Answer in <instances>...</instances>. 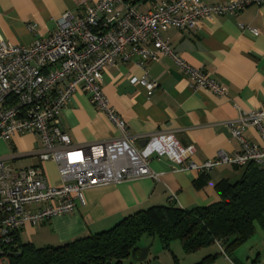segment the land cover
<instances>
[{"label":"built area","instance_id":"1","mask_svg":"<svg viewBox=\"0 0 264 264\" xmlns=\"http://www.w3.org/2000/svg\"><path fill=\"white\" fill-rule=\"evenodd\" d=\"M84 11L66 12L49 36L30 46H16L0 39V141L35 134L40 147L34 151L39 164L16 167L13 159L0 156V264L9 262L16 236L27 225L36 226L56 216L68 215L85 205V192L96 187L144 178L159 180L150 167L154 158H168L182 169L209 173L219 166L246 168L253 164L264 171V146L244 137L256 127L264 139V109L240 112L229 122L232 135L241 144L233 155L219 152L214 160L194 161L196 148L181 146L171 133L142 137L130 133L127 123L113 109L103 91V74L116 63H135L144 69L142 84L152 96L158 83L149 79L147 69L160 56H168L190 78L195 90H206L219 97L227 87L203 69L186 63L171 46L165 34L171 28L194 30L201 19L238 15L264 0H237L207 5L202 0H172L154 3L147 12L130 0L80 1ZM255 36L257 29L245 28ZM35 32V26L30 27ZM77 91L90 96L98 112L107 116L120 136L73 145L61 126V118ZM55 163L59 184L53 185L44 169ZM13 247V248H12Z\"/></svg>","mask_w":264,"mask_h":264},{"label":"crops","instance_id":"2","mask_svg":"<svg viewBox=\"0 0 264 264\" xmlns=\"http://www.w3.org/2000/svg\"><path fill=\"white\" fill-rule=\"evenodd\" d=\"M80 1L0 0V39L16 46H30L36 39L51 35L66 12L82 14ZM86 1L93 4L99 0ZM162 1L172 0H150L138 4L137 8L147 12L154 3ZM202 1L214 5L237 0ZM32 25L35 32L30 30ZM242 26L257 29L260 35L255 36ZM165 37L186 63L203 69L224 84L228 95L219 97L206 90L193 89L190 78L168 56H160L147 69L149 79L159 84L150 97L144 85L131 83L132 78H144V69L135 63L108 66L103 74V91L127 123L130 133L143 138L136 147L141 148L147 137L171 133L181 146H195L193 160L198 163L214 160L221 151L229 155L239 152L241 144L233 137L229 122L237 119L240 112L264 109V4L250 6L238 15L201 19L194 30L171 28ZM61 126L75 146L120 136V131L95 109L90 96L82 91H77L67 105ZM244 137L264 146V139L254 126L244 131ZM8 144L12 152L4 157L12 158L14 165L21 159H32L30 166L39 164L34 155L40 147L37 135H21ZM51 164L56 170L55 164ZM150 167L160 175L158 181L144 178L89 189L85 192V205L78 204L71 214L25 226L18 234L20 241L37 248L58 247L107 231L140 210L171 203L183 209L209 206L220 201L216 188L220 182L235 184L245 173L244 168L222 165L206 173V186L197 189L194 182L201 175L197 171L182 169L168 158H154ZM44 169L49 179L46 164ZM258 225L255 234L237 250H226L225 245L216 244L226 258H218L220 255L216 253L214 260L204 264H264L261 245L264 233H258ZM156 240L157 237H149L138 245L139 248L151 245L148 258ZM171 245L178 255L185 254L176 243ZM212 254L200 250L188 255L192 259L185 264H202ZM162 256V252L155 253L148 264H168Z\"/></svg>","mask_w":264,"mask_h":264},{"label":"trees","instance_id":"3","mask_svg":"<svg viewBox=\"0 0 264 264\" xmlns=\"http://www.w3.org/2000/svg\"><path fill=\"white\" fill-rule=\"evenodd\" d=\"M147 1L130 0L134 6ZM244 169L235 184L222 181L217 185L220 201L209 206L183 209L171 203L140 210L107 231L58 247L37 248L22 243L17 235L9 264H123L139 256L144 236L157 237L168 250L179 240L187 255L218 243L226 250L236 249L255 234L258 224L264 227V171L253 164ZM207 181L208 175L201 174L194 186L202 189ZM216 257L208 256L202 264ZM174 261L179 264L175 256Z\"/></svg>","mask_w":264,"mask_h":264},{"label":"rangeland","instance_id":"4","mask_svg":"<svg viewBox=\"0 0 264 264\" xmlns=\"http://www.w3.org/2000/svg\"><path fill=\"white\" fill-rule=\"evenodd\" d=\"M26 143H27V141H26ZM28 144H29V141H28ZM30 145V144H29ZM11 152H12V146L10 145V144H8L7 142H4V141H0V156L1 157H4V156H8L9 154H11ZM32 159H21V160H18L16 163H15V165H16V167H26V166H30L29 164H31L32 163V161H31ZM51 163H53V162H47L46 163V168H47V172H48V175H49V179H50V181H51V183L53 184V185H55V184H57L58 182H59V174H58V170H57V167H56V170H55V168L53 167V165L51 164ZM55 164V163H54ZM56 166V165H55ZM258 230H259V232L258 233H261V231L264 233V229L262 228V226L259 224L258 225ZM256 236V235H255ZM254 236V237H255ZM149 238V236H144L141 240H140V242H139V244H142L143 242H145L147 239ZM172 243H176L177 245H178V247H179V249H180V252L181 251H184L183 250V246H182V243H181V241H179V240H176V241H174V242H172ZM171 243V244H172ZM261 245H263L264 246V241H261ZM144 248H146V247H144ZM240 248V247H239ZM238 248V249H239ZM140 249H142V248H140ZM204 250H206L207 251V254H208V252H213V256H215V254L217 253L218 255H220V256H218V258H222V257H225L222 253H221V249H219L218 248V246L217 245H215V246H213V247H209V248H206V249H204ZM237 250V249H236ZM152 253H151V255H150V257L148 258V260L147 261H144V262H136L135 260H134V258L133 257H131V258H129V259H126L124 262H123V264H148V262L150 261L149 259H153L152 258V255H154L155 253H163V256L162 257H164V261H167L168 260V264H176V263H174V256H177V258H178V260L180 261V264H185V262L186 263H189V261H191V259L192 258H188V257H191V256H188L187 254H182V253H180V255H178L177 254V251L175 252V247H173L172 245H170V248H169V250L168 249H164V247H163V245H162V243L160 242V240L158 239V240H156V242H155V244L153 245V247H152V251H151ZM231 255V254H230ZM226 258V257H225ZM165 259H167V260H165ZM189 259V260H188ZM227 260V259H226ZM5 264H9V262H7V261H5L4 262ZM165 264V263H164Z\"/></svg>","mask_w":264,"mask_h":264},{"label":"water","instance_id":"5","mask_svg":"<svg viewBox=\"0 0 264 264\" xmlns=\"http://www.w3.org/2000/svg\"><path fill=\"white\" fill-rule=\"evenodd\" d=\"M145 144H146V140L143 141L142 146H144ZM150 248H151V245L146 247V248L140 249L139 256H137V257L133 256L134 260L136 262H140V263L146 261L148 258V255H149Z\"/></svg>","mask_w":264,"mask_h":264}]
</instances>
